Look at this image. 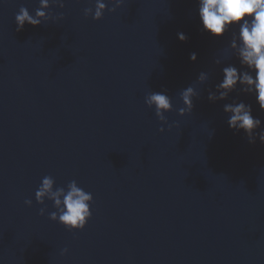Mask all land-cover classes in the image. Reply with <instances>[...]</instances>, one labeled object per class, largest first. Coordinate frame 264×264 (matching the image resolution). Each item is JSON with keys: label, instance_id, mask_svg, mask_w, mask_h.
Returning <instances> with one entry per match:
<instances>
[{"label": "water", "instance_id": "water-1", "mask_svg": "<svg viewBox=\"0 0 264 264\" xmlns=\"http://www.w3.org/2000/svg\"><path fill=\"white\" fill-rule=\"evenodd\" d=\"M62 2L47 11L63 19L18 32L20 7L34 16L40 0H0V264H264V144L223 105L251 104L262 127L264 111L250 94L207 98L239 67L214 63L231 33L203 31L197 0H124L98 21L84 15L95 0ZM188 86L198 96L180 116ZM151 91L171 97L167 124ZM45 176L92 194L82 230L36 202Z\"/></svg>", "mask_w": 264, "mask_h": 264}, {"label": "clouds", "instance_id": "clouds-1", "mask_svg": "<svg viewBox=\"0 0 264 264\" xmlns=\"http://www.w3.org/2000/svg\"><path fill=\"white\" fill-rule=\"evenodd\" d=\"M198 16L202 24V30L215 38H223L231 33V40L224 50V55L215 59L217 66L224 60L234 57L239 67L234 63H228L221 68L222 79L215 84V91L208 90V100L217 102L227 100L231 93L238 92L250 94L261 111H264V0H197ZM115 7L107 8L104 0H95L94 7L84 9V15L91 16L93 20L103 18L104 12H115L124 0H110ZM52 5L64 7L62 0H40V6L31 15L26 7L21 6L15 16L16 31H22L25 24L33 27L41 25L42 21L49 19H63L61 13L53 17L47 11ZM178 39H187L184 33H178ZM190 59L196 61L195 52L190 54ZM209 79V74L201 71L197 77V83L204 84ZM180 100L183 107L178 109V114L184 116L191 113L194 108V97L198 96L193 86H188L180 92ZM145 104L154 108L155 115L162 124H167L165 113L173 110L171 97L166 92L151 91L145 96ZM223 111L227 114L228 126L236 132L243 131L248 142L256 143L257 138L264 144V127L262 121L252 115V105L243 101L234 100L223 105ZM259 129V131H257ZM161 127L160 131L164 132ZM35 200L43 205L45 200L53 202L55 211L49 213V219L58 221L69 231L82 230L91 218L90 205L93 196L90 192L80 187L76 180L67 183L66 186H56L52 176H45L35 192ZM26 205L31 206L30 199L25 200ZM46 208L40 209V215H44ZM68 250H62V255Z\"/></svg>", "mask_w": 264, "mask_h": 264}]
</instances>
